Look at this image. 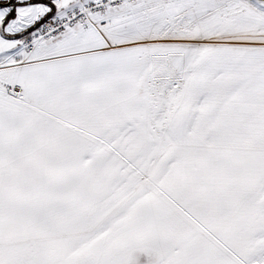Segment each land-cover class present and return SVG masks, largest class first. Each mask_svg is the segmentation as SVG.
Instances as JSON below:
<instances>
[{
    "label": "snow or ice",
    "instance_id": "snow-or-ice-1",
    "mask_svg": "<svg viewBox=\"0 0 264 264\" xmlns=\"http://www.w3.org/2000/svg\"><path fill=\"white\" fill-rule=\"evenodd\" d=\"M0 264H264V0H0Z\"/></svg>",
    "mask_w": 264,
    "mask_h": 264
}]
</instances>
